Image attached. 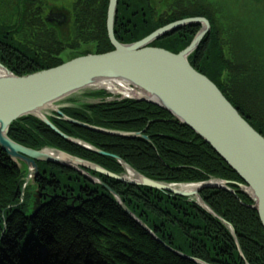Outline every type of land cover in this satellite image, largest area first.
Segmentation results:
<instances>
[{
	"label": "trees",
	"instance_id": "obj_1",
	"mask_svg": "<svg viewBox=\"0 0 264 264\" xmlns=\"http://www.w3.org/2000/svg\"><path fill=\"white\" fill-rule=\"evenodd\" d=\"M226 1L117 0L114 36L121 44H132L176 21L205 18L210 32L188 62L264 137V56L259 44L251 47L246 41ZM61 2L0 0V63L14 75L57 67L65 62L61 58L64 51L75 53L73 59L85 54L86 50L79 53L84 47L94 54L114 50L106 31L109 0H70L66 37L57 26L44 21L52 6L67 11L55 6ZM238 3L250 8L246 0ZM199 28L183 27L147 48L177 54L189 46ZM86 97L101 103L65 108L63 114L94 127L139 132L148 140L103 134L50 119L66 136L106 153L100 155L67 142L34 117L14 122L9 138L33 150L51 147L64 151L114 174L122 173L123 168L113 156L157 182L195 183L216 178L231 182L235 191L234 184H244L213 149L165 110L141 101L108 102L110 95L104 91ZM37 165L36 184L45 206L28 218L29 196L25 194L19 204L22 174L0 149V264H193L153 240L105 187L66 167ZM86 171L118 194L128 210L173 250L207 264H245L225 226L189 199ZM200 197L233 228L245 262L264 264V230L256 211L246 207L252 205L251 200L224 190H202Z\"/></svg>",
	"mask_w": 264,
	"mask_h": 264
},
{
	"label": "water",
	"instance_id": "obj_2",
	"mask_svg": "<svg viewBox=\"0 0 264 264\" xmlns=\"http://www.w3.org/2000/svg\"><path fill=\"white\" fill-rule=\"evenodd\" d=\"M117 0H109L106 17V31L113 51L104 54L88 53L71 59L61 65L36 73L16 76L0 63V148L22 174L20 203L27 194L26 217L32 218L43 207L41 194L36 184L38 177L37 162L49 163L69 168L83 175L93 183L104 186L98 179L90 176L84 169L134 186H142L163 191L174 196L184 197L219 221L232 236L240 258L245 262L233 228L217 216L202 200V190L221 189L233 195L236 192L230 182L211 178L206 182L168 184L151 180L136 172L119 158H114L122 166L124 174H113L95 164L73 157L63 151L44 147L40 150L25 148L8 137L10 126L20 119L34 117L69 143L96 154L106 155L81 140L66 136L59 131L50 119L56 115L68 123L95 132L122 138H145L141 133L106 130L80 123L66 117L62 110L79 108V104H97L100 100L86 97L97 91H106L117 96V100L141 101L152 104L168 112L174 120L192 130L205 144L233 170L244 182L236 184L239 192L246 195L256 211L264 230V137L257 133L225 99L218 88L204 75L198 73L188 58L204 37L210 32V25L204 18H188L157 29L142 40L132 44H121L114 37V19ZM54 14L47 17L50 18ZM63 20V16H57ZM200 25V30L183 51L173 54L161 49L147 47L160 38L185 26ZM123 81L131 92L124 95L122 85L114 90L107 86ZM103 85H100V84ZM85 99H89L86 101ZM129 168L138 177H126ZM182 185H195L196 189L185 191ZM123 211L141 227L153 240L161 244L175 256L193 264H207L165 245L138 217L123 204L122 200L107 189Z\"/></svg>",
	"mask_w": 264,
	"mask_h": 264
},
{
	"label": "rangeland",
	"instance_id": "obj_3",
	"mask_svg": "<svg viewBox=\"0 0 264 264\" xmlns=\"http://www.w3.org/2000/svg\"><path fill=\"white\" fill-rule=\"evenodd\" d=\"M61 1H62L61 3H59L55 6H64L65 9H67V11L63 10V11H65V13H64L60 9H55V7L52 6L53 9L51 12H52V14H56V13L63 14V15L65 14V18H67L66 19L67 25L63 27L62 31H66L65 35H68V33H69V31H68L69 30V22H70L69 21V13H68V9H69L68 5H69L70 0H61ZM218 1L219 0H212V2H218ZM226 2H227L226 6L229 9V11L231 12V18L233 20H236V22L238 21L236 24L238 25V28L242 32L243 36L246 38V41L249 40V44L250 45L252 44L251 47H256L259 44L261 46L262 54L264 56V3L261 2L262 5H258V2H252V3L247 2L250 4V8L248 10H246V3L240 4V3H238V0H229ZM251 4H253V5H251ZM243 5H244V7H243ZM229 6L231 7V9ZM239 19L243 20V22H239ZM200 29L201 28H199L198 31ZM249 36H250V39H249ZM251 39H253V40H251ZM254 39H257V41ZM246 41H244V42H246ZM242 45L245 47V44H242ZM236 46H237V44H236ZM87 48L88 47H84L82 50L79 51V53H83L84 50H86V52H84L85 54L92 53V51H88ZM72 55L75 56V53H70L68 51H64L61 54V57H62L63 61H67L72 57ZM104 92H106V91H104ZM117 98H118L117 96L111 94L110 97L107 98L106 100H115ZM85 100L89 101V99H85ZM91 101H94V99H92ZM79 159H81V158H79ZM84 161H86V160H84ZM86 170L87 169H84L85 172H87ZM120 174H124V170ZM120 174H116V175H120ZM90 176H92V175H90ZM92 177H94V176H92ZM94 178L98 179L97 177H94ZM99 181L101 182V180H99Z\"/></svg>",
	"mask_w": 264,
	"mask_h": 264
},
{
	"label": "bare ground",
	"instance_id": "obj_4",
	"mask_svg": "<svg viewBox=\"0 0 264 264\" xmlns=\"http://www.w3.org/2000/svg\"><path fill=\"white\" fill-rule=\"evenodd\" d=\"M0 73H2V72L0 71ZM110 82L114 83V86H109L107 84L103 85L102 83L100 85H103L104 87L107 86L108 89L112 88V90H114L116 86L122 85L124 87V90H125V92H122L124 95H129L131 93L127 89L126 83H124L123 81H107V83H110ZM126 170H127L126 171V177L128 179H130V180H136L137 179L138 176L134 172H132L129 168H126ZM196 187L197 186H195V185H182L180 189L185 190V191H192V190L196 189ZM244 196H246V195H244Z\"/></svg>",
	"mask_w": 264,
	"mask_h": 264
},
{
	"label": "flooded vegetation",
	"instance_id": "obj_5",
	"mask_svg": "<svg viewBox=\"0 0 264 264\" xmlns=\"http://www.w3.org/2000/svg\"><path fill=\"white\" fill-rule=\"evenodd\" d=\"M246 2H263L264 3V0H246ZM53 8H50L48 10V12L52 11ZM48 12H46L45 15L48 14ZM57 14V13H56ZM56 14L53 15V17L50 18V20L52 21V23H56L57 24V27H58V30L60 32V34L62 35V37H66L67 35L66 34V31H62L63 27L67 25V18L65 20H61L59 19L58 17H56ZM60 28V29H59Z\"/></svg>",
	"mask_w": 264,
	"mask_h": 264
}]
</instances>
